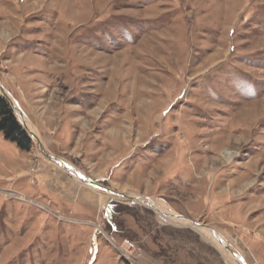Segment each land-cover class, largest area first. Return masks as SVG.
<instances>
[{"label": "rangeland", "instance_id": "1", "mask_svg": "<svg viewBox=\"0 0 264 264\" xmlns=\"http://www.w3.org/2000/svg\"><path fill=\"white\" fill-rule=\"evenodd\" d=\"M0 81L55 158L264 264V0H0ZM108 199L0 132V264H229Z\"/></svg>", "mask_w": 264, "mask_h": 264}, {"label": "bare ground", "instance_id": "2", "mask_svg": "<svg viewBox=\"0 0 264 264\" xmlns=\"http://www.w3.org/2000/svg\"><path fill=\"white\" fill-rule=\"evenodd\" d=\"M0 86H2V82L1 81H0ZM24 120H26V122H27L28 125L30 124L26 116H25ZM29 129L33 133L37 134L35 132V130L31 127V125H29ZM235 155L236 154H233L234 157H235ZM70 167L73 168V166H71V165H70ZM75 181L79 185H83L81 182H79L77 180H75ZM130 198H132V199H129L130 200L129 201L128 198H126L125 200H123V199H119V198L114 197V196H111V195L109 196V199H112L114 201H122V202L125 201V202H129L130 204L141 205V206H144V207H147V208L151 209L152 211H154L156 213L158 219L163 224H167V225L168 224H171V225H174V226H179V227H183V228L193 229L194 231L199 232L201 235H203L208 242H210L211 244H213L214 246H216L219 249V251L222 253V255L224 256L225 260L229 264H246L244 262L243 258L239 254H236L235 253L236 254V258H234L231 255V252H230L232 250V245L230 244L231 242L229 240H227L221 233L217 232L216 230H215V232H213L214 229L212 230V228H210V227L203 226V225L195 226V224L191 220L187 219L186 217H184V219L181 218L180 217L181 215L177 214L174 210H172L163 201H160V200H151V199H150L151 201H144V200H141L140 199V201H138V202L134 201L135 203H131L132 200H134V199L137 198V196L136 195H133ZM221 241H222V244H221Z\"/></svg>", "mask_w": 264, "mask_h": 264}, {"label": "water", "instance_id": "3", "mask_svg": "<svg viewBox=\"0 0 264 264\" xmlns=\"http://www.w3.org/2000/svg\"><path fill=\"white\" fill-rule=\"evenodd\" d=\"M0 95L3 96L8 101V103L10 104V106H11L13 112L15 113L18 121L21 123V125L23 126L25 131L29 134V136L31 137V139L35 143V146L37 147L41 156H43L45 159H47L48 161H50L51 163H53L57 167L67 171L72 177L75 178V180L81 182L84 186L98 190L101 192V194H106L109 196L111 195V196H114V197H117V198L123 199V200H125L126 198H128V200L132 199L130 197L133 195H136V194H132V193H119V192H116L109 187H105L99 183H96V182L90 180L87 176L81 174L77 169L71 168L70 165L66 161H64L62 159L55 158L53 155H51L46 150V148L44 147L39 136L37 134L33 133L29 129V125L27 124L26 120H24L25 114L22 112V110L19 108V106L13 101V99L9 96V94L5 91V89L2 86H0ZM136 196H137V198L132 200L131 203H135L134 201L138 202V201H140V199L144 200V201H151L150 198H148V197L140 196V195H136ZM180 217L184 219L183 216H180ZM192 222L195 224V226H200V223H197L194 221H192ZM213 232H215V230H213ZM221 244H222V241H221ZM230 252H231V255L234 258H236V254L232 250Z\"/></svg>", "mask_w": 264, "mask_h": 264}, {"label": "trees", "instance_id": "4", "mask_svg": "<svg viewBox=\"0 0 264 264\" xmlns=\"http://www.w3.org/2000/svg\"><path fill=\"white\" fill-rule=\"evenodd\" d=\"M0 132H2L6 140L11 141L26 152L31 151L33 141L29 134L25 131L21 123L18 121L8 101L0 95ZM110 216L114 218L115 208L110 206Z\"/></svg>", "mask_w": 264, "mask_h": 264}, {"label": "built area", "instance_id": "5", "mask_svg": "<svg viewBox=\"0 0 264 264\" xmlns=\"http://www.w3.org/2000/svg\"><path fill=\"white\" fill-rule=\"evenodd\" d=\"M13 198L17 199V200H22V201H26V197H24L23 195L21 194H16V193H13Z\"/></svg>", "mask_w": 264, "mask_h": 264}]
</instances>
